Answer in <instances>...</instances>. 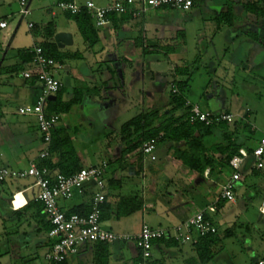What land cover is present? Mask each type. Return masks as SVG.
Here are the masks:
<instances>
[{"label": "rangeland", "instance_id": "374dc122", "mask_svg": "<svg viewBox=\"0 0 264 264\" xmlns=\"http://www.w3.org/2000/svg\"><path fill=\"white\" fill-rule=\"evenodd\" d=\"M61 1L64 0H26L30 14L21 17L19 0H0V18L3 17L8 24L5 30H0V70L10 64L17 63L18 65L20 63L17 56L19 50L28 49L30 46L34 47L44 42L55 43L56 50L53 52L52 58L61 65L54 72V76L58 80L62 82L68 80L69 76L66 73L69 71V66L76 64L82 67V70L85 65L92 66L93 72L89 74L95 78V83L93 86L89 85L90 89H93L100 81L108 79L109 85L116 84L117 89L114 92L119 95L117 99L116 97L108 99V96H105L107 99L104 101H108V104L99 113H96L97 115L94 114L93 106L89 107V113L85 111V118L92 120L94 128L91 129L88 126L86 119L84 123L78 125L81 111L76 110L77 106L73 108L72 114L69 116V119H74L75 125L78 126L72 147L79 154L84 167L110 163L109 159L119 157L120 143L116 136L119 127L140 112L143 102L146 108V102L152 99V103L156 104L157 108L166 110L165 100L171 90V83L176 78L172 71L173 67L187 68L188 77L177 76L176 79L186 80L184 86L186 98L199 104L202 110L216 108L223 112L229 111L234 115L242 116L246 109L252 108L253 112L254 110L257 112V124L263 128L264 60L262 59L264 50L260 52L249 46L250 43H255L258 40L259 35L252 33L247 36L238 32L235 44L231 43L236 32L231 34L225 24H220L221 28L218 30L214 21V11L218 6V0H196V4L187 11L161 7L143 13L134 22L137 23V26L134 25L135 28L140 32H134L133 35L138 40L140 39L139 45L134 47L140 57L139 60L133 61L131 69L128 65L123 66L124 62H120V66H116V74H119L120 67L127 68V72L125 69L121 71L122 73L124 71L123 77L113 76L114 73H109L107 70L108 68L114 70L115 66L110 61V56L119 54L122 48L119 40L113 37V33H111L112 37L107 35L108 31L106 30H111L112 25L107 24L102 28H96L92 23L98 41L89 46L88 42L83 40L84 37L82 38L77 32L75 22L58 7L57 4ZM86 1H92L95 5L101 6L106 0H74V3L83 5ZM133 1L134 6L141 7L143 0ZM28 23L33 24L32 29H28ZM49 24L52 29V37L46 35L45 32V25ZM66 31L73 34L74 42L72 45L59 48L54 36L56 33ZM166 45L171 47H169L170 50L164 49ZM144 46L147 47L146 51L153 47L155 48L152 50L155 51L153 53L147 51L146 54H143ZM249 51L253 53L249 54ZM73 53L81 54L84 61L81 58L69 57V54ZM144 60L157 63L152 68L154 72H162L165 79V86L159 90L163 94H156L152 97L145 96L146 91L149 92L148 89L151 87L156 88L155 84L160 81L157 79L158 74L156 73L154 74L155 78L151 80L152 74L147 70ZM260 60L262 63L258 64ZM29 66L26 68H31V64ZM17 74L18 72H13L14 78L9 79L10 86L6 84L5 79L1 81L2 86H0V106L13 111V113L25 106H32L40 88L39 82H36L34 86H28V84L23 86L29 95L24 101L19 92H13V85L20 82L15 79ZM143 89L145 93L142 92ZM1 92H8L10 95L9 97L2 96ZM123 94L126 97L123 98ZM61 97L62 99L66 98L65 93H62ZM9 117L12 122L16 120L29 121L33 126V132L41 137L36 118L20 115ZM259 131L257 130L253 134L255 140L260 139ZM167 147V143L156 145L153 152L156 160L152 161L150 157L145 156L144 168L137 174H132L130 169L135 168L132 164L139 159L138 153L133 154L128 160L120 163L115 160L108 165L105 178H111L113 169L118 168L122 184L120 187L107 188L105 192L108 191L113 199L135 197L142 205L140 210L120 218L119 222L116 221L118 223L112 229L114 232H118L116 230L122 229V227L125 232H132L139 229L142 224L153 228H167V226L180 223L202 210H207L212 214L210 210L213 211V207L210 203L217 200L220 187L198 183L192 172L185 175L182 171L175 170L164 159L168 152ZM170 154L169 152L168 157ZM245 161L246 163L240 169L242 174L249 171L247 167L252 164L253 158L248 157ZM223 174L231 176L232 171L228 167H224ZM254 177V175L247 174L244 182L236 188L235 205L225 201L221 203L220 209L215 211V215H212L211 219L218 230L220 240L210 247L211 255L207 262L200 263L198 253L190 243L175 246L160 244L152 250L154 255L152 260L155 261V264H253L254 252L259 255L264 253V249H260L261 246L256 247L259 245L260 237L264 236V221L258 212L263 192L259 187H254V189L251 186V181H255ZM23 183L24 181L20 179L7 180L4 184L6 186H4L2 197L8 199L9 189L11 187L21 188ZM89 184L92 186L87 188ZM84 189L90 195L95 191V187L90 182L86 183ZM253 189L257 193H254ZM36 193L37 190H34V194ZM29 194L27 193V195ZM63 201L61 207L64 211L82 200L80 197L74 196ZM179 201L184 203H177ZM0 214H4L1 202ZM101 226L110 230L109 221H102ZM227 229L230 234L224 236ZM125 251L132 259L140 257L132 241L127 243ZM37 264L47 263L40 258L37 260Z\"/></svg>", "mask_w": 264, "mask_h": 264}, {"label": "crops", "instance_id": "0c3cea01", "mask_svg": "<svg viewBox=\"0 0 264 264\" xmlns=\"http://www.w3.org/2000/svg\"><path fill=\"white\" fill-rule=\"evenodd\" d=\"M68 1L74 2V0H68ZM113 1L114 0H106L105 2L101 4V6H106L112 3ZM209 1H213V0H209ZM257 1L258 0H218V6L216 10L214 11L215 12L214 21L216 22V27L218 30L221 28L219 27L220 24H225L230 30L231 34L236 32L235 35L231 39V43L233 44H235V41L238 39V34H237L238 32H240L241 34L244 33V35H247V36L252 33L259 35L258 40H256L255 43H252V44L250 43L249 46L250 48H253L254 50H259L261 52L262 50H264V0H260L258 2ZM195 4H196V0L193 6ZM149 10H153V9H149ZM63 13L66 14L65 12ZM116 16L118 17L120 15H116ZM139 17L132 18V16L129 14V19L127 20H124L122 22H117L116 24H113L109 20L105 24V25L107 24L112 25L111 30L110 29L106 30L108 31L107 35L109 37H112L111 33H113V37L117 38V40H119L122 46L119 54H114L110 56L111 57L110 61L112 62V64H114L115 67H114L113 72L110 68H108L107 70L109 73H112V74L114 73L113 76L116 75L117 77H120V76L123 77L122 75L124 71L122 73L121 72L122 69H125V71L127 72L126 70L127 68H125L126 67L125 65H128L131 69V65L133 61L139 60L140 55L138 54V52L137 53L135 52L136 50L134 49V47L139 45L140 39L138 40L137 37L133 36L134 32H137V33L140 32V30L135 28V26H137V23H134L136 20H138ZM0 19H4V18L1 17ZM5 29H0V30H5ZM76 30L79 33L77 26H76ZM64 33L71 34L72 43L70 45H72L74 42L73 34L70 31H66ZM80 36L82 35L80 34ZM143 39L144 38L142 37V40ZM83 40L85 41L84 38ZM119 42H117V44H119ZM126 44H129V45H126ZM65 46H69V45H63L62 47H59V46L58 47L63 48ZM34 47L30 46L28 49L33 50ZM156 47L162 48L160 46H156ZM169 47L170 46H168V50H170L171 48ZM144 49L145 51L143 50V54H146L147 51L152 52V53L155 51V50H152L151 48H149L146 51L147 49L146 46H144ZM250 53H253V52L249 51V54ZM72 58L73 59L81 58L84 61V58H82L81 54L79 53H77L76 57H72ZM18 60L20 62L19 57H18ZM262 60H264V58ZM262 60H260L258 64L262 63ZM244 61H248V60H244ZM120 62H124L123 66L125 67L123 68L120 67L121 70L119 71V74L118 73L116 74V66L117 65L120 66ZM144 62L146 64L147 70L152 74L151 80L155 78L154 74L156 73L158 74L157 79H159L160 81V83L155 84L154 87L156 88H153V87L149 88L148 90L150 91L149 92L146 91L145 96L152 97L153 95H156V94H163L162 91L159 92V90H162V88L165 86V79L162 75V72L153 71V68H154L153 65L157 63H154L151 61L147 62L145 60ZM30 63L26 64L24 68L18 72L17 76H15V79L20 80V82H16V85H13L12 87L13 92L14 93L19 92L21 97H23L24 101L27 100V97H29V95H28V91L25 88H23V86H26V84H28V86L29 85L34 86L37 82L34 78L26 80L21 76V72L28 69L26 67H30L29 66ZM95 63H97V61H95ZM15 65H17V63L13 65L10 64V66H5L0 70V73H1L0 74V86H2L1 81H3V79L7 81L6 84L8 86L11 85L9 82L10 81L9 79L14 78L13 76L14 71H12V68ZM176 68L177 67H173L172 71L174 72ZM81 70H82V67H79L76 64L69 66V71H67L66 73L67 76H69V78L68 80L64 82L61 81V83H62V93H65L66 95V98H64L63 100H68L71 97L73 90L77 87H82L85 90L83 100L81 101V103L73 105L70 108L69 112H67L66 114H62L61 120L59 121L56 128L54 129L56 133L58 134V137L67 136L70 139L71 146L73 144L72 142H74L73 140L75 138L74 135L77 133V130H78V126L75 125V122L73 121L74 119H69L70 118L69 116L72 114L71 112L73 108L77 106L76 110L79 109L81 111L82 115L80 114V119L78 121L79 123L78 125H81V123H84V120L86 119L84 115L85 111L87 113L90 112L89 110L90 106L94 107L93 111H94V114H96V113H99L101 109H104L106 105L108 104L107 103L108 101L107 102L104 101V99H107L105 98V96H108V99L114 98V97H116L117 99L119 97V95L114 92L117 89L116 84L109 85L108 84L109 79L106 81H103V82L100 81V83H97L95 87H99V88L96 89L94 87L93 89L92 88L90 89L89 85L93 86V84L95 83L94 82L95 78L89 74L93 72V68L92 66L85 65L83 69L84 73H82L83 70L82 71ZM174 77L177 78V76H174ZM39 91H40V88L38 89L36 96L38 95ZM142 92L145 93V90L143 89ZM1 95L9 97L10 93L1 92ZM122 96L123 98L126 97L124 94ZM168 97H169V93H168ZM165 101H166V107H167L166 109H168V98ZM152 102H153L152 99H150L149 102L147 101L146 108L143 102L142 104L143 106H140L142 107L140 112L145 111L152 107H156V104ZM25 105H30V104H25ZM251 109H246V111L244 112L242 116L235 115L236 118L239 120L236 125L227 126L229 130L233 129V132H234L233 135L231 136V141L236 142L239 145H241V148L239 149L238 153L240 152V150L250 153L251 150L259 143V140L264 134V126L262 128L261 126L257 124V112H255V110L253 112V110ZM207 111H211L215 113L223 112L222 110H219L216 108H214V110L207 109ZM225 112L231 113L229 111H225ZM13 115H20V114H18L17 111L13 113V111L7 110L5 107L0 106V166L10 167L13 169H25L32 162L36 164L40 162L38 155L42 148L41 137L37 136V134L33 132L34 131L33 126L29 123V121L26 122L22 120H16L15 122H12L9 116H13ZM20 116H26V117L28 116V118H30L29 116L31 115H20ZM66 117L67 119L64 120V118ZM86 120L88 121L87 124L89 127H91V129L95 127V125L92 123V120H89V119H86ZM257 130H260L259 132L261 133L259 140H255L253 138V134H255ZM167 146H168L167 147L168 152L166 153L165 158H164L166 162L169 165H171L173 168H175V170L182 171L185 175H189L192 172L198 183H203L206 185L211 184L213 187L219 186L220 191H221L223 184L230 178V176H226V175L224 176L223 174L224 167H221V165H216L215 169L210 173H209V169H206L203 172L202 177H201L200 174L190 171L188 168L184 167L180 162L175 160L172 157V153L169 148L170 143H167ZM169 152L171 154L168 157ZM133 154L135 153H131L123 158H120V152H119V157H116L115 159L111 158L109 159V161L111 163L112 161L117 160L115 162L120 163L124 160H128V158L133 156ZM54 156L55 155H53L52 158H54ZM77 156L80 161V166L84 167L83 164H81V158L79 157L78 153H77ZM248 157H252V156L249 154V156H247L246 158ZM144 159L145 157H142V160L137 159L132 164L136 168V169L135 168L130 169L132 171V174H137L142 170V168H144V164H143ZM245 163L246 161L244 160L243 164L241 165V168L244 166ZM132 165L130 166L132 167ZM117 169L118 168L113 169L111 178H113L114 180H120L122 184V181L119 177L120 175ZM247 169L249 171H247V173H243L245 176L241 173L240 180L234 182L235 201L233 203L232 202H229V203L233 205L236 204L237 195H236L235 190L241 183L244 182V180L246 179V175L247 174L254 175L255 181L254 180L251 181V186L253 188L259 187L260 189H262L263 194H261L262 197L260 198V205L258 206V212L262 216L260 218H262V220L264 221V169H261V170L255 169L254 159H253L252 164L249 165ZM51 171L56 172L57 170L52 169ZM219 177H224V178H220L221 179L220 180ZM20 180L24 181L23 186L21 188L11 187L9 189L8 199H5L2 197L4 186H6L4 185L5 182L0 184V202L2 203V207L4 209V214L2 215L0 214V264H37V260H39L40 258H42L43 261L46 262L44 259V255L48 251L53 241V238L50 237L47 233L48 232L47 230L48 227L46 226L47 218L43 213L42 205L40 204V202L36 200V197L39 193V187L35 184L34 179L31 177L20 179ZM106 183L107 182H105V184ZM89 186H92V185L90 184L87 185V188H89ZM107 188H110V187H108V185L106 184L105 191L107 190ZM254 189H253L254 193H257L256 190ZM34 190H37V193H36L37 195L34 194ZM27 193H30V194L27 195ZM219 193L217 195V200L219 198ZM105 195H106L107 202H111L112 204H114L118 200V199L111 198V194L108 191L105 192ZM74 196L80 197L82 201L71 205L67 210H64V211L68 212L70 210L77 209L79 213L81 212L87 213L89 211V202L91 198L90 193L88 192L87 194V191L84 189L82 193L76 192L73 195V197ZM217 200H213L210 203L212 204V207H213L212 208L213 211L210 210L212 214H210L207 210H202L211 221H212L211 219L212 215H215V211L219 210L221 207V205H219L218 207L215 206V203ZM62 203H64V201L60 200L59 206L61 209H62L61 207ZM177 203L183 204L184 202L179 201ZM118 220L119 219H116L114 216H112L108 220H104V221H109V225H110L109 228L111 231H113L112 229L114 225L119 222ZM173 226L170 225V226H167V228H172ZM163 228H166V227H163ZM139 229L133 230L132 232H129V231L125 232V229L122 227V229L119 228L118 230H116L118 231L116 233H136L138 232ZM227 230L229 231V229ZM229 234H230V231H229ZM216 238L217 240H220L218 236V230L216 233ZM250 242L252 244V241ZM160 244L161 245L164 244L166 246L165 243H156L153 245V248ZM126 245L127 243L110 244L109 264H135L134 259H132L130 255L128 256L127 252L125 251ZM256 247H260V249H264V236L263 235L262 237H260L259 245L258 246L256 245ZM252 249L254 250V248ZM95 250L97 249L96 247H94V244L92 243L80 245L75 254L69 255L66 258V262L67 264H94ZM152 256H154L153 252H152ZM262 256L264 257V253L262 255H259L256 252H254L253 258H252L253 262L257 258H260Z\"/></svg>", "mask_w": 264, "mask_h": 264}, {"label": "built area", "instance_id": "2783aa9c", "mask_svg": "<svg viewBox=\"0 0 264 264\" xmlns=\"http://www.w3.org/2000/svg\"><path fill=\"white\" fill-rule=\"evenodd\" d=\"M194 2L195 0H143L141 7H136L133 0H114L106 6H97L92 1H86L83 5H77L72 1H61L57 5L65 13L77 14L86 11L95 27L101 28L109 21L108 17L112 14H130L132 18H137L149 9L160 7L187 11L192 8ZM19 5L21 17L28 16L30 11L26 6V0H19ZM7 26L6 20L0 19V29H5ZM32 28L33 24L28 23V29ZM33 52L34 57L30 63L32 67L22 71L21 76L26 80L34 78L40 83V91L32 106L20 108L17 113L36 118L42 144L38 157L45 159L49 156L52 132L61 120L60 114L46 111L48 97L55 96L62 88L61 81L54 76L55 69L60 68L61 65L52 58L46 57L39 46H35ZM173 91L175 92L176 89ZM185 107L188 108L187 119L191 124L203 123L211 126L224 123L232 126L239 121L231 113L202 110L197 103L188 99L185 101ZM155 147V140L145 142L141 148L143 157L148 156L151 160H155L153 154ZM249 154L254 159V168L264 169V134L250 153L240 150L229 160L232 174L223 184L219 199L232 203L235 201L234 182L240 180L241 165ZM106 169L107 163H101L81 167L70 175H64L58 171L52 172L47 167H39L34 162L25 169L0 166V184L11 179L31 177L39 187L36 200L41 203L43 213L50 222L51 230L48 235L53 238L52 244L44 255L47 264H61L69 255L75 254L78 247L83 244L128 243L130 241L139 250L140 257L135 264H151L153 245L160 239H172L180 245L187 243L194 245L199 238L217 233L215 225L203 211L194 213L172 228H153L142 224L136 233H116L102 228L101 205L106 200ZM89 182L95 187L90 198L89 211L86 214H68L63 211L59 206V201L71 199L76 192L82 193L84 186ZM253 264H264V257L257 258Z\"/></svg>", "mask_w": 264, "mask_h": 264}, {"label": "trees", "instance_id": "16d2710c", "mask_svg": "<svg viewBox=\"0 0 264 264\" xmlns=\"http://www.w3.org/2000/svg\"><path fill=\"white\" fill-rule=\"evenodd\" d=\"M66 14L75 22L79 33L88 42L89 46L98 41L96 30L92 26V18L86 11H81L77 14ZM118 17L112 14L108 18L113 24H116L129 19V14H123ZM50 26V24L45 26V32L46 35L52 37ZM36 46H39L43 54L50 58L53 57L52 54L56 50L55 43L47 44L44 42ZM164 49L168 50V46H165ZM17 55L20 63L12 68L14 72L21 71L26 64L30 63L34 57V52L33 50L23 49ZM76 56L77 53L69 54V57ZM174 74V76L188 77V70L187 68L177 67L174 70ZM185 83L186 80L179 81L176 78L172 81L168 97V109L163 111L157 107L149 108L138 113L119 127L116 136H118L120 143V158L131 153H138L139 160H142L141 148L143 144L150 140H155V146L159 143H170L169 148L172 157L190 171L200 175L206 169H209V173L212 172L216 165L229 167V160L238 154L241 148V145L231 141V136L234 133L233 129L229 130L227 126L230 125L224 123L211 126H206L203 123H189L187 119L188 108L185 107V101L187 100L184 94ZM173 89H176V91L174 92ZM84 92L85 90L82 87H77L73 90L68 100H63L61 88L55 95L56 99L47 102V113L66 114L73 105L81 103ZM53 155H55L54 158H52ZM108 165L109 162L107 163V168ZM37 166L47 167L49 170L56 169L64 175H70L82 167L80 166L76 150L71 146L70 139L67 136L58 137L55 130L52 132L49 156L45 159H40ZM106 182L110 188L120 187L121 185L120 180H114L113 178L106 179ZM223 202L225 200L218 198L215 204L218 207ZM141 207V203L135 197H122L114 204L105 200L101 205V221L108 220L112 216L116 219L129 216L131 213L140 210ZM67 213L86 214L83 212L79 213L77 209L70 210ZM46 226L48 227L47 233H49L51 225L48 219ZM228 234L229 231L225 230L224 236H228ZM216 241V234L206 235L199 238V241L193 245L198 253L200 263H205L210 258V247ZM156 243H165L167 246L178 245L176 241L168 238L160 239ZM92 244L97 249L94 254V264H109L110 244L99 242ZM135 250L139 253L136 246ZM138 260L139 258L136 257L134 262L136 263ZM61 264H67L66 260ZM151 264H155V261L152 260Z\"/></svg>", "mask_w": 264, "mask_h": 264}, {"label": "water", "instance_id": "95a60500", "mask_svg": "<svg viewBox=\"0 0 264 264\" xmlns=\"http://www.w3.org/2000/svg\"><path fill=\"white\" fill-rule=\"evenodd\" d=\"M55 42L58 44L59 47H62L63 45H70L72 43L71 34L69 33H56L54 36ZM56 99V96H49L48 100L53 101Z\"/></svg>", "mask_w": 264, "mask_h": 264}]
</instances>
